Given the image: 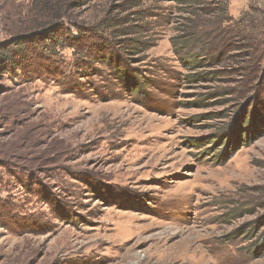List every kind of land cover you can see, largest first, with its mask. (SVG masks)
I'll list each match as a JSON object with an SVG mask.
<instances>
[{"label":"rangeland","instance_id":"obj_1","mask_svg":"<svg viewBox=\"0 0 264 264\" xmlns=\"http://www.w3.org/2000/svg\"><path fill=\"white\" fill-rule=\"evenodd\" d=\"M183 2L0 0V264H264V0Z\"/></svg>","mask_w":264,"mask_h":264},{"label":"trees","instance_id":"obj_2","mask_svg":"<svg viewBox=\"0 0 264 264\" xmlns=\"http://www.w3.org/2000/svg\"><path fill=\"white\" fill-rule=\"evenodd\" d=\"M180 1H184L183 7L186 8L184 10L188 12L190 16L189 23H188L189 25L186 28L188 30H185L186 32L185 34L183 33L180 36L175 35L173 37L171 42L174 47L180 48V49L186 48L189 40L194 39L199 33L200 31L199 28L206 27V26L208 28L211 26H215L213 31L217 33V36L220 37V40L218 42H213L209 46H216L217 50L220 52H223L225 48L229 47V43H231L230 41L231 38L238 37V34H240V31H238L240 30V28L239 26L235 28V24L237 25L241 21L239 20L238 22L237 21L235 22V20L233 21L231 16L228 15L226 0H205L204 2L206 4V7L202 5L203 0H180ZM189 8H191V10ZM210 18L212 19V21H210ZM233 24H234V27H232ZM222 26H227V27H222ZM51 39L52 40L50 42L49 40L48 41L45 40V42L51 43L52 46L54 47L57 41L54 38H51ZM242 40L246 41V43L248 44L247 47L249 48H252L253 44L256 43L257 41L255 39H253L252 41V37H250V35L248 36L245 35ZM131 48L134 50V53L137 52L138 50L137 41H134L131 44ZM111 58L112 57H110V59ZM127 66H128V63L124 62L123 68L122 70H119V72H121L122 76L126 77L125 81L129 82V79H128L129 75L126 74ZM135 87L136 85H134V88ZM260 116H263V115L260 114ZM240 121H241V124H244V129L241 131V133L242 132L246 133L247 139H248V134L254 129V126L249 125L250 121L247 122L246 117H243ZM246 123L248 124V126L245 127ZM263 127H264V124H263ZM253 132H256V131L253 130ZM263 133H264V128L263 130H260V134H263ZM252 135L255 137V133H253ZM240 140H241L240 142H244L243 138H240ZM236 144H233V145H236ZM5 205H6V202L4 203L3 201L0 200V208L5 209ZM262 236L264 239V234Z\"/></svg>","mask_w":264,"mask_h":264}]
</instances>
